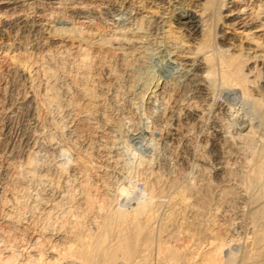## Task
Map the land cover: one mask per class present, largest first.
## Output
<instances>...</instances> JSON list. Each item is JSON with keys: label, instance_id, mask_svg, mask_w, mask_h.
I'll return each mask as SVG.
<instances>
[{"label": "rangeland", "instance_id": "obj_1", "mask_svg": "<svg viewBox=\"0 0 264 264\" xmlns=\"http://www.w3.org/2000/svg\"><path fill=\"white\" fill-rule=\"evenodd\" d=\"M69 1L47 5L43 28L30 19L6 24L32 8L10 16L0 4V264H108L57 255L117 211L143 206L153 245L147 264H160L168 247L183 256L175 264H246L260 229L251 220L264 207V176L256 186L244 181L250 162L264 155V67L248 74L254 91L246 96L225 84L216 65L203 73V101L189 64L202 54L215 59L223 38L252 42L249 28L225 20L222 3L245 12L264 48V0H209L197 40L173 19L185 9L200 13L197 0ZM189 106L202 111L199 121ZM174 122L183 135L170 139Z\"/></svg>", "mask_w": 264, "mask_h": 264}, {"label": "bare ground", "instance_id": "obj_2", "mask_svg": "<svg viewBox=\"0 0 264 264\" xmlns=\"http://www.w3.org/2000/svg\"><path fill=\"white\" fill-rule=\"evenodd\" d=\"M6 2H0V4H5V8L13 10L11 14H16L18 11L22 10L21 8H24L26 5H31L32 12L31 14H23V15H17L13 17H9L10 20H5L6 24H9L10 26H14L17 23L20 22H25L28 21L29 19L31 20L32 25L37 26L38 28L44 27V25H47V21L42 18L44 12L48 9L47 5L49 4H59L63 3L62 0H5ZM145 2L153 3V4H164L165 0H143ZM198 2L194 5L195 8H199L202 11L198 13L197 11L193 9H185V12H178L173 15L174 22L178 24L179 26H183L186 31L192 36L194 40H197L201 35H203L204 31V23L202 19V14L204 10L210 6L211 1H206L204 4L203 2ZM70 3H77L79 2L78 0H70ZM216 2V1H215ZM112 3V2H111ZM174 4V2H172ZM218 3V2H217ZM233 3V1H230V4ZM35 4V5H34ZM114 4V3H113ZM168 4V2H167ZM259 4V3H258ZM264 4V3H263ZM112 5V4H111ZM116 5V3H115ZM113 5V6H115ZM169 5V4H168ZM172 5V4H171ZM174 6V5H173ZM259 6V5H258ZM77 7V5H76ZM79 7V6H78ZM77 7V9H79ZM75 8V7H74ZM81 8V7H80ZM108 8V7H107ZM112 8V7H111ZM110 8V9H111ZM116 8V7H115ZM221 9H224L226 13L223 15L225 17V20L227 22L234 24V25H241L242 27H245V29L249 28V31L251 30L252 22L246 21V18L244 17L245 12L243 10H240L239 7L237 9L236 5L231 4L230 6H227V4L222 3L220 6ZM249 8V7H248ZM2 9V7L0 8ZM6 9V10H7ZM25 9V8H24ZM23 9V10H24ZM30 9V8H29ZM28 9V10H29ZM76 9V8H75ZM76 9V10H77ZM98 10V9H97ZM122 10V9H121ZM5 11V9H4ZM71 11V10H70ZM78 11V10H77ZM80 11V10H79ZM79 11L77 14H79ZM208 11V10H207ZM213 11V10H212ZM1 12V11H0ZM7 11H5L4 14H6ZM66 12V11H65ZM75 12V11H74ZM115 12V11H112ZM120 12V11H119ZM2 13V12H1ZM73 13V10H72ZM84 13L83 10L81 14ZM141 13V12H140ZM207 13V12H206ZM224 13V12H223ZM222 13V14H223ZM263 13V12H262ZM47 14V13H46ZM74 14V13H73ZM77 14H75L77 16ZM114 14V13H113ZM52 15V14H51ZM58 15V14H57ZM80 15V14H79ZM112 15V14H111ZM130 15V14H129ZM128 15V16H129ZM46 16V15H45ZM120 16V15H119ZM82 18H86L87 16L84 14L80 15ZM125 17V16H124ZM142 17V16H141ZM148 17V16H147ZM222 17V16H221ZM13 18V19H12ZM112 18V17H111ZM117 18V17H116ZM126 18V17H125ZM129 18V17H128ZM153 18V17H151ZM89 20V18L87 17ZM142 19V18H141ZM155 19V18H154ZM206 20V17L204 18ZM222 19V18H221ZM61 20V19H60ZM59 20V21H60ZM112 20V19H111ZM124 20V19H123ZM224 20V21H225ZM45 21V22H43ZM122 21V20H121ZM149 21V20H148ZM2 22V21H1ZM30 22V21H29ZM116 22V21H115ZM114 23V22H113ZM228 23V24H229ZM50 24V22H49ZM48 24V25H49ZM70 24V23H69ZM97 24V23H96ZM47 25V26H48ZM58 25V24H57ZM113 25V24H112ZM227 25V23H226ZM31 26V25H30ZM117 25H114V27ZM257 26V25H256ZM50 27V26H49ZM53 27V26H51ZM50 27V31H51ZM113 27V28H114ZM237 27V26H236ZM48 28V27H47ZM61 28V27H59ZM116 28V27H115ZM118 28V27H117ZM46 29V26H45ZM60 30V29H59ZM57 30V31H59ZM73 30V29H72ZM115 31V29H113ZM260 30V29H259ZM5 30L3 28H0V35H3V32ZM67 31V30H66ZM87 31V30H86ZM85 31V32H86ZM118 31V30H117ZM120 31V30H119ZM118 31V32H119ZM122 31H124L122 29ZM225 31V30H224ZM247 30V33H245L246 38L249 40H252L250 44L247 46L244 44H234L232 42H229L228 38H223L222 41L224 42V48L219 49V53L216 55V58L213 59L211 55H203L195 59L196 62L190 63L191 65V70L192 73H196V75L200 76V79L198 81V87H197V94L195 92V97H197L200 100L206 101L208 98L209 91L207 89V85L203 83L202 81L204 80L203 73L207 72L208 77L211 74V71L213 68L218 65L222 71L223 74V79L225 84H228L230 86V89L232 90H240L242 94L246 96H250V91H252V81L251 79L249 80L248 74L252 72L253 69L258 67H264V48H262V45L259 43L258 40L254 39L253 32H249ZM42 32V31H41ZM62 32V31H61ZM79 32V31H78ZM96 32V31H95ZM116 32V31H115ZM117 32V33H118ZM121 32V31H120ZM206 32V31H205ZM204 32V34H205ZM120 34V33H119ZM82 36V35H81ZM221 36H225L224 33ZM222 38V37H221ZM115 39V38H114ZM192 39V40H193ZM228 39V40H227ZM85 40V39H84ZM127 40V39H126ZM227 40V41H226ZM125 41V40H124ZM222 44V42H221ZM136 45V44H135ZM220 46V45H219ZM221 47V46H220ZM198 50V49H197ZM86 51V50H85ZM231 51V53L229 52ZM234 51V52H233ZM188 52V51H186ZM198 52V51H197ZM228 52V53H227ZM200 54V53H199ZM86 55V54H85ZM14 58V56H13ZM190 57H186L185 59L190 60ZM13 60V59H12ZM80 60V59H79ZM184 60V59H183ZM52 61V60H50ZM190 62V61H188ZM82 63V62H81ZM183 63V62H182ZM187 64V63H186ZM180 65V64H179ZM183 65V64H182ZM34 66V65H33ZM47 66V65H46ZM247 70L245 72L244 70ZM26 70V69H25ZM190 71V69H189ZM257 71V70H256ZM47 72V70H46ZM52 72V71H51ZM67 72V71H66ZM51 75V74H50ZM54 75V74H53ZM195 75V74H194ZM183 76V75H182ZM195 77V76H194ZM33 78V77H32ZM53 78V77H52ZM187 78V77H186ZM193 78V77H192ZM191 78V79H192ZM198 78V77H196ZM46 79V78H45ZM78 79V78H77ZM194 79V78H193ZM257 79V78H256ZM196 80V82H197ZM193 81V80H192ZM195 82V81H194ZM254 82V81H253ZM43 83V82H42ZM55 83V82H54ZM192 83V82H191ZM251 83V84H250ZM264 83V81H263ZM195 84V85H197ZM264 85V84H263ZM253 86V85H252ZM251 87V88H250ZM263 87V86H262ZM234 90V91H235ZM254 91V89H253ZM252 91V92H253ZM264 91V89H263ZM194 92V91H193ZM256 92V91H255ZM254 92V93H255ZM262 92V91H261ZM254 94H252L253 96ZM251 96V98H252ZM254 98V97H253ZM206 99V100H205ZM253 100V99H252ZM251 100V101H252ZM257 103V105H260L261 99L256 97L254 98L253 102ZM263 101V100H262ZM194 104V103H193ZM195 105V104H194ZM256 105V104H255ZM254 105V107H255ZM256 105V107H257ZM193 106V105H192ZM253 106V105H252ZM253 109V107H252ZM255 109V108H254ZM188 115L195 121H199L201 119V114L202 111L197 108H193L189 106L187 108ZM183 114V113H182ZM162 117V116H161ZM247 121V120H246ZM243 122V121H242ZM240 127L241 130H245L249 127V124L247 122H243L242 126ZM183 130H181L180 126L178 125L177 122H174L173 125L171 124V127L169 129L168 134L166 136L170 139H177V137H181L183 135ZM248 130V129H247ZM186 131V130H185ZM188 132V131H187ZM215 136H220L221 132L219 129H215L214 134ZM263 136V135H262ZM250 137V136H249ZM213 144L217 146V141L213 140ZM253 141V140H252ZM176 143V142H175ZM211 143V142H210ZM221 143V142H220ZM219 144V143H218ZM221 145V144H220ZM225 145V144H224ZM219 146V145H218ZM219 148V147H218ZM240 150V149H239ZM186 153V152H185ZM219 154V153H218ZM259 154V153H258ZM220 158V157H219ZM246 158V157H244ZM218 163V162H217ZM248 163V162H247ZM220 166L216 169V172L219 174L220 172L224 171V165L223 161H219ZM249 164V163H248ZM229 168V167H228ZM248 171L246 174V181L245 185L248 187L251 186H256L255 184L261 182L263 178V170H264V155L260 154L257 159L253 162H250L248 165ZM231 170V169H230ZM246 170V169H245ZM84 177V176H83ZM245 178V177H244ZM264 180V179H263ZM86 181V180H85ZM84 186V185H83ZM242 186V185H240ZM259 186V185H258ZM263 186V185H262ZM245 188V187H244ZM125 188H122L121 191L123 192ZM263 191V190H262ZM120 194V193H119ZM260 197V196H259ZM90 198V197H89ZM85 199V204L89 206V201L87 197ZM84 201V200H83ZM80 203V202H79ZM84 204V203H82ZM80 205V204H79ZM174 206V205H173ZM264 206V205H263ZM90 207V206H89ZM145 209V206H143L140 210L134 211L131 215H128L123 212L117 211L115 216L113 217V220L110 221H104L102 225H98V232H96L95 235L89 236L88 238L83 235H76V241L77 246L74 248L70 245L66 250H63L59 252L57 256H61L63 258H67L68 256L71 257L73 260H77L80 262L84 261H90L96 260L99 258H102L103 260L109 262L110 264H114L117 262L118 264H147L148 258H149V253L150 248L153 246L152 243L150 242V231L148 230V226L150 227L148 221L145 223L141 222V214L143 210ZM260 210V209H259ZM254 214V218H252L254 221L253 223L260 226V229L256 231L254 242L257 245L255 251L250 252L247 254L245 258L246 264H264V207L261 208V210ZM75 213V212H74ZM172 214V213H171ZM144 215V214H143ZM150 211L148 212V215L146 216L150 217ZM66 216V215H65ZM63 218V217H62ZM104 218V217H103ZM148 219V218H147ZM71 220V219H70ZM144 220V219H143ZM146 220V219H145ZM150 220V219H149ZM78 221V220H77ZM103 222V221H102ZM65 224V223H64ZM75 225V223H72ZM79 224V223H78ZM114 224V225H112ZM72 226V230L76 228L75 226ZM67 226V224H66ZM114 226V228H113ZM64 227V226H63ZM78 227V226H77ZM96 228V227H95ZM78 229V228H76ZM150 229V228H149ZM71 232V231H70ZM76 232V231H75ZM78 233V232H77ZM110 233H115L116 238L112 243L108 242V235ZM152 233V232H151ZM154 235V234H153ZM111 240V239H110ZM72 241V240H71ZM154 241V240H153ZM39 243V242H37ZM34 244V243H33ZM40 244V243H39ZM38 244V245H39ZM152 245V246H151ZM159 245V244H158ZM157 245V246H158ZM36 246V245H35ZM156 246V247H157ZM162 246V245H161ZM160 246V247H161ZM41 247V246H40ZM163 247V246H162ZM219 247V246H218ZM164 249V248H163ZM166 249V248H165ZM181 249V248H180ZM38 251V250H37ZM40 251V249H39ZM42 251V250H41ZM162 251V250H160ZM163 252V251H162ZM41 253V252H40ZM245 253V252H244ZM44 254V253H43ZM152 254V253H151ZM182 255L180 254L179 251H176V249H169V247L164 251L163 255H161V258H157L160 261V264H169V261H181ZM261 257L260 259L258 257ZM52 257V256H51ZM60 258V257H59ZM210 259V257H208ZM216 258V257H214ZM11 261V258H8ZM40 259V258H39ZM217 259V258H216ZM242 259V257H241ZM9 260H4L6 261V264H9ZM35 260V259H34ZM59 260V259H58ZM62 260V259H61ZM102 260V262H103ZM183 260V259H182ZM212 260V259H211ZM215 260V259H214ZM213 262L209 261L210 263H217L216 260ZM70 261V260H69ZM86 261V262H87ZM95 261V262H96ZM101 261V260H100ZM158 261V260H157ZM179 261V262H180ZM38 262V261H37ZM51 262V261H50ZM56 262V261H55ZM61 262V261H60ZM93 262V261H92ZM99 262V261H98ZM152 262V261H151ZM178 262V263H179ZM49 264V262H47ZM54 264V262H52ZM50 263V264H52ZM69 263V262H68ZM94 263V262H93ZM97 263V262H96ZM106 263V262H105ZM108 263V264H109ZM177 263V262H176ZM177 263V264H178ZM5 264V263H3ZM56 264H58L56 262ZM60 264V263H59ZM92 264V263H91ZM95 264V263H94ZM98 264V263H97ZM103 264V263H102ZM155 264V263H154ZM171 264V263H170ZM180 264V263H179ZM182 264V263H181ZM220 264V263H219Z\"/></svg>", "mask_w": 264, "mask_h": 264}]
</instances>
